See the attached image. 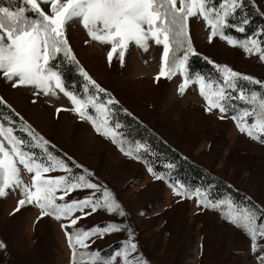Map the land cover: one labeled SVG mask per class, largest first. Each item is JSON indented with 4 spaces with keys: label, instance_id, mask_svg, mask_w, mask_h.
<instances>
[{
    "label": "rangeland",
    "instance_id": "rangeland-1",
    "mask_svg": "<svg viewBox=\"0 0 264 264\" xmlns=\"http://www.w3.org/2000/svg\"><path fill=\"white\" fill-rule=\"evenodd\" d=\"M252 2L264 18V0ZM189 24L193 46L203 59L206 56L264 82V61L256 54L249 55L219 37L209 43L210 30L202 19L191 18ZM66 34L80 64L124 109L186 158L264 209V143L240 133L231 113L222 120L218 111L206 112L197 85H190L181 96L178 86L183 76L179 73L170 80L161 78L156 82L162 46L150 42L145 52L130 45L123 65L116 55L109 64L110 47L91 41L86 44L90 38L81 25L70 22ZM5 82L0 78V96L50 141V148L54 145L57 152L82 165L81 174L83 168L93 172V180L106 185L126 213L120 216L100 210L80 220L77 228L88 230L114 223L121 226V231L102 238L93 236L86 241L90 248L77 246L78 252L114 255L129 238L130 229L138 249L133 256H143L149 264H258L256 254L250 250V238L225 218L224 208H204L195 197L175 196L164 180L155 179L140 161L125 156L110 139L97 134L88 121L71 111L57 113V108H71L62 93L36 99L30 89H14ZM255 86L264 91L260 85ZM235 103L241 106L239 101ZM20 167L23 180L30 183L31 174ZM90 191L66 199L82 198ZM20 198L19 190H9L6 197L0 198V241L6 245L0 249V264H72L62 222L51 216L40 218L34 205L26 204L15 211ZM258 223L264 221L259 219ZM78 264H82L79 257Z\"/></svg>",
    "mask_w": 264,
    "mask_h": 264
},
{
    "label": "snow or ice",
    "instance_id": "snow-or-ice-1",
    "mask_svg": "<svg viewBox=\"0 0 264 264\" xmlns=\"http://www.w3.org/2000/svg\"><path fill=\"white\" fill-rule=\"evenodd\" d=\"M244 2L245 0H23V6H13L11 3L2 6L0 0V78L14 89H30L36 99L41 95L57 97L62 93L71 102V108H57V113H75L81 120L88 121L97 134L117 145L125 156L139 160L141 151H148L147 145L124 138L120 131L122 125L118 121L112 122L113 106L119 104V101L89 75L73 52L66 32L70 22L77 23L90 38L85 40L86 44L91 41L110 47L107 52L109 64L116 55L123 65L130 45L145 52L148 51L150 42L162 46V61L155 77L156 82L161 78L170 80L179 73L183 76L178 86L181 96L190 85H197L205 102L206 112L216 110L222 120L231 113L230 118L240 133L264 143V91L249 90L241 81L260 85L261 89H264V82L236 72L228 65L216 64L206 56L204 59L218 74L216 78L198 72L190 73L189 66L190 57L199 55L190 34L189 21L194 17L202 19L210 30L209 43L219 37L228 45L239 46L245 53L256 54L264 61V29L243 40L227 34L228 29L246 32V17H242L238 23L233 22L244 7ZM61 56L75 64L84 78L86 83L82 95L66 88L59 66L55 63ZM101 94L107 99H103ZM0 105L19 116L20 129L30 137V140H25L16 135L15 123L11 118H7V124L0 122V198L6 197L9 190H19L22 198L18 200L15 211H20L26 204L34 205L40 211V218L51 216L61 221L72 251V264H78V257L82 264H149L143 256H133L138 249L132 240L130 229L129 238L114 255L102 256L100 251L78 252L77 246L80 249L90 248L86 241L93 236L102 238L106 234L121 231V226L114 223L96 225L88 230L77 228L80 220L100 210L118 213L120 216H125L126 213L117 202L115 194L106 185L93 180V172L83 168V174L75 175L69 162L76 169L82 168V165L71 157L62 159L55 155L50 150V141L37 133L3 96H0ZM124 111L127 112L126 109ZM34 149H40L42 155H37ZM20 166L31 174L30 183L23 180ZM167 167L172 169L174 165L168 164ZM57 171L64 175H49ZM148 171L157 180L166 179L165 175L158 174L151 166H148ZM169 187L175 196L189 199L195 197L198 205L204 208H224L225 218L243 229L250 238V250L256 254L258 264H264V223H258L264 217V209L255 205L241 206L231 197L213 201L209 198V191L201 188L192 190L179 181L169 183ZM84 190L91 191L82 198L77 196L66 199ZM5 247L0 241V249Z\"/></svg>",
    "mask_w": 264,
    "mask_h": 264
},
{
    "label": "trees",
    "instance_id": "trees-1",
    "mask_svg": "<svg viewBox=\"0 0 264 264\" xmlns=\"http://www.w3.org/2000/svg\"><path fill=\"white\" fill-rule=\"evenodd\" d=\"M11 3L13 6L20 4L23 6V0H2V6H8ZM242 17L248 19L246 25V32L239 33L235 29H228L227 33L232 35L236 39H244L246 36H251L254 31L261 32L264 29V18L257 10L252 0H245L244 7L240 10L237 16L233 19L234 23H238ZM55 63L59 66L62 79L66 88L76 92L78 95H82L84 92L85 80L77 70V66L73 63H69L62 56L59 57ZM190 73H201L208 77L215 78L216 71L203 59L200 55L192 56L189 59ZM245 88L249 90L261 91L258 86L249 84L245 81L241 82ZM103 97V94H101ZM107 99V97H103ZM117 104L113 106L112 122L118 121L122 128L120 131L124 134V138L127 141H139L148 147L147 152L140 153V161L147 169L151 166L158 174L165 175L164 180L168 185L169 183H175L179 181L185 186L194 190L195 188H201L202 190L209 191V198L213 201L231 197V199L241 206L255 205L259 206L253 201L249 200V197L241 191L234 189L227 184L221 178L215 176L203 166L189 160L177 149L168 144L159 134L142 123L139 119L132 114L128 115V111ZM7 118H11L15 123L16 135L25 140H30L26 132L20 129V118L16 116L9 108L4 105H0V122L7 124ZM51 151L62 159H67L63 154L57 152L55 149L50 148ZM37 155H42L39 149H34ZM147 161V164L145 163ZM73 167L75 175H80L81 170L76 169L75 166L69 162ZM168 164L174 165L172 169L167 167ZM260 220L264 221V217Z\"/></svg>",
    "mask_w": 264,
    "mask_h": 264
},
{
    "label": "crops",
    "instance_id": "crops-1",
    "mask_svg": "<svg viewBox=\"0 0 264 264\" xmlns=\"http://www.w3.org/2000/svg\"><path fill=\"white\" fill-rule=\"evenodd\" d=\"M5 84H6V82H5Z\"/></svg>",
    "mask_w": 264,
    "mask_h": 264
}]
</instances>
